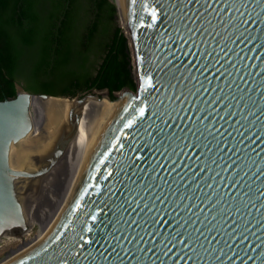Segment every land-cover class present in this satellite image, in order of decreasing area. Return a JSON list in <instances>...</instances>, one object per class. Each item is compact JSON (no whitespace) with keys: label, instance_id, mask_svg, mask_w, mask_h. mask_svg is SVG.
<instances>
[{"label":"water","instance_id":"water-1","mask_svg":"<svg viewBox=\"0 0 264 264\" xmlns=\"http://www.w3.org/2000/svg\"><path fill=\"white\" fill-rule=\"evenodd\" d=\"M115 2L138 91L105 90L132 99L25 264H264V0ZM97 91L0 101V236L25 229L15 180L56 163ZM31 96L73 102V128L38 172L15 171Z\"/></svg>","mask_w":264,"mask_h":264},{"label":"trees","instance_id":"trees-1","mask_svg":"<svg viewBox=\"0 0 264 264\" xmlns=\"http://www.w3.org/2000/svg\"><path fill=\"white\" fill-rule=\"evenodd\" d=\"M116 14L112 0H0V101L20 90L74 97L97 89L113 99L125 89L136 94Z\"/></svg>","mask_w":264,"mask_h":264},{"label":"bare ground","instance_id":"bare-ground-1","mask_svg":"<svg viewBox=\"0 0 264 264\" xmlns=\"http://www.w3.org/2000/svg\"><path fill=\"white\" fill-rule=\"evenodd\" d=\"M112 1L131 44L128 27L115 0ZM131 99L127 93L114 102H108L104 94L100 100L88 97L80 109L83 117L76 133L56 163L45 174L27 173L15 180L16 196L28 226L26 231L37 224L39 240L37 245L27 247L17 260L0 264H25L38 256ZM29 102L32 131L10 148L9 163L15 171L29 168L36 172L59 138L71 134L73 128L68 121L73 102L39 96H31ZM21 235L18 236L21 238Z\"/></svg>","mask_w":264,"mask_h":264},{"label":"built area","instance_id":"built-area-1","mask_svg":"<svg viewBox=\"0 0 264 264\" xmlns=\"http://www.w3.org/2000/svg\"><path fill=\"white\" fill-rule=\"evenodd\" d=\"M39 228V227H38ZM39 230V229H38ZM32 230L22 232L21 238L12 235L0 236V263L4 261L17 260L27 247L36 239L38 232L35 237L28 239ZM11 244V246H10Z\"/></svg>","mask_w":264,"mask_h":264},{"label":"rangeland","instance_id":"rangeland-1","mask_svg":"<svg viewBox=\"0 0 264 264\" xmlns=\"http://www.w3.org/2000/svg\"><path fill=\"white\" fill-rule=\"evenodd\" d=\"M115 4V3H114ZM116 22H117V24L118 25H120L121 26V24H120V21H119V16H118V13L116 14ZM128 43H129V41H128ZM130 51H131V49H130ZM131 56H132V51H131ZM133 63H134V58H133V56H132V65H133ZM136 79V81L138 82V80H137V78H135ZM138 85V84H137ZM21 91V90H20ZM97 93H101V94H104V93H106V91L105 90H103V91H97ZM124 93H122V92H120V93H116V96H121V95H123ZM52 167V166H51ZM42 168V165L40 166V168H38L37 169V171L36 172H38V170L39 169H41ZM50 169V168H49ZM49 169H47L46 171H44L43 173H39L38 175H40V174H45L46 172H48V170ZM27 227L28 226H26L25 225V229H24V231L23 232H26V230H27ZM38 226H37V224H34L33 226H31V229L30 230H32L31 231V233H30V237H28V239L30 238V239H32V238H34L35 237V235H36V233L38 232ZM37 231V232H36ZM12 236H17V235H12ZM39 239L36 237V239L28 246V247H31V245L32 244H34V245H37L38 243H37V241H38ZM10 246H11V244H10Z\"/></svg>","mask_w":264,"mask_h":264}]
</instances>
